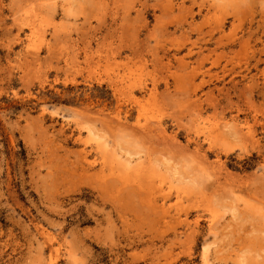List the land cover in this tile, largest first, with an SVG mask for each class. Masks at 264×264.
<instances>
[{
	"label": "rangeland",
	"instance_id": "374dc122",
	"mask_svg": "<svg viewBox=\"0 0 264 264\" xmlns=\"http://www.w3.org/2000/svg\"><path fill=\"white\" fill-rule=\"evenodd\" d=\"M48 258L264 264V0H0V264Z\"/></svg>",
	"mask_w": 264,
	"mask_h": 264
},
{
	"label": "bare ground",
	"instance_id": "6f19581e",
	"mask_svg": "<svg viewBox=\"0 0 264 264\" xmlns=\"http://www.w3.org/2000/svg\"><path fill=\"white\" fill-rule=\"evenodd\" d=\"M29 48H30V46H29ZM31 48H32V47H31ZM34 56H36V55H34ZM114 82H115V81H114ZM114 84H115V83H114ZM129 99H130V98H129ZM129 99H128V100H129ZM130 101H131V99H130ZM130 101H129V102H130ZM159 126H160V125H159ZM142 127H143V126H142ZM157 127H158V126H157ZM161 127H162V126H161ZM211 127H212L211 129H214V126H211ZM143 128H144V127H143ZM155 129H156V128H155ZM157 129H159V127H158ZM157 129H156V130H157ZM163 130H164V129H163ZM214 130L216 131V129H214ZM217 130H218V129H217ZM244 130H245V129H244ZM209 131H210V129H209ZM161 132H163V131L161 130ZM210 132H211V131H210ZM212 132H213V131H212ZM218 132H219V131H217V133H218ZM220 132H221V131H220ZM220 132H219L218 134L216 133V134L213 136V138H215V137H216V138L219 137V138L221 139L222 136L219 135V134H223V133H222V132L220 133ZM163 133H164V132H163ZM238 133H239V132H237V134H238ZM241 133H242V132H241ZM241 133H240V134H241ZM240 134H238V135H240ZM205 135H207V134H205ZM249 135H251V134H249ZM210 136H211V135H210ZM223 136H224V135H223ZM240 136H241V135H240ZM242 136H243V135H242ZM245 138H247V137H245ZM211 139H212V138H211ZM238 139H239V138H238ZM214 140L216 141V139H214ZM224 140H225V139H224ZM209 141H210V140H209ZM209 141H208V142H209ZM215 141H214V142H215ZM217 141H218V139H217ZM210 142H211V141H210ZM218 142H219V141H218ZM213 144H214V143H213ZM196 145H197V143H196ZM95 147H96V145H95ZM196 149H197V148H196ZM128 158H129V157H128ZM129 159H131V158H129ZM103 160H106V159H103ZM112 160H113V159H112ZM125 160H127V158H125ZM130 161H131V160H129V162H130ZM133 161H134V160H133ZM101 162H102V161H101ZM103 162H104V161H103ZM103 162H102V163H103ZM105 162H106V161H105ZM102 163H101V164H102ZM106 163H107V162H106ZM106 163H104V165H105ZM124 163H125L126 166L128 167V165H127L128 162H125V161H124ZM107 164H108V163H107ZM107 164H106V165H107ZM124 166H125V165H124ZM126 166H125V167H126ZM112 174H113V173H112ZM167 191H168V190H167ZM209 221L211 222V219H210ZM209 224H210V223H209ZM212 224H214V221H213ZM212 226H213V225H212ZM210 227H211V225H210ZM213 228H214V227H212V229H213ZM209 229H210V228H209ZM209 229H208V230H209ZM213 230H214V229H213ZM209 231H210V230H209ZM204 256H205V255H204ZM205 259H206V257H205ZM205 259H204V260H205ZM202 260H203V259H202ZM207 260H208V259H207ZM205 261H206V260H205ZM205 261H204V263H205ZM208 261H209V260H208ZM206 263H207V262H206ZM208 263H210V262H208ZM208 263H207V264H208ZM46 264H54V262H53V260H52L51 258H48Z\"/></svg>",
	"mask_w": 264,
	"mask_h": 264
}]
</instances>
